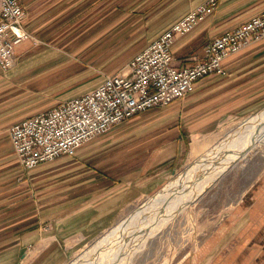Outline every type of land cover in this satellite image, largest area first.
Listing matches in <instances>:
<instances>
[{"label": "crops", "instance_id": "crops-1", "mask_svg": "<svg viewBox=\"0 0 264 264\" xmlns=\"http://www.w3.org/2000/svg\"><path fill=\"white\" fill-rule=\"evenodd\" d=\"M205 1L20 0L24 27L34 40L17 47L14 68L0 70V264H62L71 239L64 233L91 227L128 204L132 187L166 177L186 155L191 139L224 130L264 106L263 40L229 57L226 75L200 79L183 100L132 119L118 141L108 146L101 141L81 149L78 157L22 170L8 129L43 112L36 94L56 82L84 83L79 93L46 95L56 101L48 110L94 88ZM263 11L264 0H220L191 33L177 38L174 64H192L213 37ZM35 37L49 44L35 50ZM64 37L72 38L58 43ZM78 64L84 71L75 77ZM244 201L240 209L245 212L236 213L200 264H264V195L257 189Z\"/></svg>", "mask_w": 264, "mask_h": 264}, {"label": "built area", "instance_id": "built-area-1", "mask_svg": "<svg viewBox=\"0 0 264 264\" xmlns=\"http://www.w3.org/2000/svg\"><path fill=\"white\" fill-rule=\"evenodd\" d=\"M219 0H207L172 24L131 60L129 74L107 76L92 90L33 116L8 129L21 167L32 170L61 156H73L112 126L154 108L165 107L189 94L212 72L225 73L223 61L252 41L264 39V12L225 31L206 46V55L185 66L174 64L173 43L190 32ZM26 10L20 0H0V70L16 65V49L31 39L24 27Z\"/></svg>", "mask_w": 264, "mask_h": 264}, {"label": "rangeland", "instance_id": "rangeland-1", "mask_svg": "<svg viewBox=\"0 0 264 264\" xmlns=\"http://www.w3.org/2000/svg\"><path fill=\"white\" fill-rule=\"evenodd\" d=\"M94 6L96 5H92L91 7ZM194 8L189 10L186 14H188ZM179 19L174 21L172 24L177 22ZM200 23H198L187 34L191 33ZM172 24L168 28H170ZM168 28H166L159 36H161L165 31H167ZM184 35H178L176 37L173 43L172 51L177 41V38L179 36ZM70 38L72 37H64L63 41H60L59 39L58 43L67 41ZM156 38L154 37L153 40ZM31 39L34 40L33 36L31 37ZM41 39L40 37H35V50L46 47L49 44L46 39H44L45 42ZM213 39L214 37L209 41V43H211ZM263 40L264 39L259 41ZM51 41L57 42L56 40ZM45 43L47 45H45ZM207 45H205L203 49V55L200 58L206 55ZM246 46L242 47L239 51L235 53L229 54L225 58V60L222 62L223 71H225L224 74L219 72H212L205 75L203 78H206L211 75H226V60L232 55L240 53ZM131 60L129 61L127 67L125 69H122L120 73L109 75L107 74L103 76L102 81L105 80L107 76L129 74L131 70ZM82 71H84V68H82L80 64H78L77 66H73L72 72L76 73L75 77H80ZM76 81L77 80L67 83L56 82L53 83L51 87L49 86L50 88L48 90L36 94L41 95L39 100L40 109L46 111V108L56 102L52 101L51 98H48V96L46 95H60L61 93L69 90L71 92L73 90L72 93L75 94L83 90L81 89V86H83L84 83ZM100 83H98L96 86H98ZM88 86H92V84L84 87ZM186 96L177 101L183 100L184 98H186ZM175 102L171 103L170 105L174 104ZM263 109L264 106L254 110L251 113L240 116L238 119H235L234 121L230 122L224 130L215 133L205 134L199 138L191 139L187 147L186 155L183 157L180 164L173 168V171L169 170L164 173L166 174V177L161 178V176H158L155 179H152L148 183H146V186L132 187L130 189L129 194L126 196V201L128 204L124 205L116 212H110L104 217V219H100L98 222L91 225V227L86 229L80 228L78 230H76L75 228V230H71L67 234L64 233L65 235L71 237V239L69 241L70 244L67 246L70 250L69 257L62 264H70L80 254L85 252V250H87L94 243H96L99 238L104 236L114 226L118 225L122 220L128 217L129 214H131L141 205H143L149 197L156 195L159 190L164 188V186L167 185L170 181H172L180 172L185 170L188 166H191V164H193L198 159V156L212 149V147L216 146L221 140L227 137L230 132L234 131L238 128V126L245 122L246 119L251 116H255ZM149 110L150 109L146 111ZM142 113L120 124L112 126V128L106 133L99 135L82 145L73 156L61 157H78V152L81 149L96 147V143H100L101 141H105L107 143L105 144L106 146L110 145L113 140L118 141L120 137H123L124 134H126V126L128 125V123H130L132 119L140 116ZM195 151L196 153H193ZM58 158L42 163L38 167L44 166L46 164H51ZM38 167H35V169ZM22 170L25 171L23 168ZM257 189L264 195V143L257 144L247 153V155H245L243 158H240L235 164L228 168L217 180L213 182V184H211L207 189H205L195 200H193L190 204L180 210L179 213L174 216V218H172L151 237H149L146 240L145 244L142 247L140 246V249H138L130 257V261H125L122 264H200L203 259L207 258V252L213 246L215 241H217L219 237H222L224 232H227L229 230L230 223L235 218L236 213L245 212L240 209L241 206L246 207V202L244 200H246L247 197L249 198L250 194H252ZM133 192H135L136 195H134ZM131 196H134L135 199L132 200ZM119 258H123V255L119 256Z\"/></svg>", "mask_w": 264, "mask_h": 264}, {"label": "bare ground", "instance_id": "bare-ground-1", "mask_svg": "<svg viewBox=\"0 0 264 264\" xmlns=\"http://www.w3.org/2000/svg\"><path fill=\"white\" fill-rule=\"evenodd\" d=\"M264 143V109L180 172L70 264H122L257 144ZM193 153H196L193 152ZM123 255V258L119 256ZM129 263V262H128Z\"/></svg>", "mask_w": 264, "mask_h": 264}]
</instances>
